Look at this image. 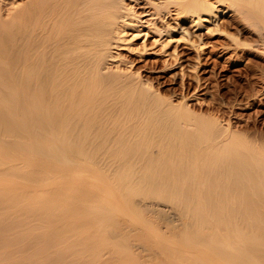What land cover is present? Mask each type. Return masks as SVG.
<instances>
[{"label":"bare ground","instance_id":"6f19581e","mask_svg":"<svg viewBox=\"0 0 264 264\" xmlns=\"http://www.w3.org/2000/svg\"><path fill=\"white\" fill-rule=\"evenodd\" d=\"M20 1L0 0V264H264V148L115 52L146 18L194 35L225 10L264 49V0Z\"/></svg>","mask_w":264,"mask_h":264},{"label":"rangeland","instance_id":"374dc122","mask_svg":"<svg viewBox=\"0 0 264 264\" xmlns=\"http://www.w3.org/2000/svg\"><path fill=\"white\" fill-rule=\"evenodd\" d=\"M5 1L8 3L1 4L8 7L1 5L5 8L3 12L12 7V2L16 6L17 2L21 3L20 0ZM188 19L184 27L194 35L160 36L145 19L137 28L127 30L125 44L115 51L121 68L136 73L165 100L174 105L185 103L200 117L217 119L223 127L228 126L264 148V49L257 44L256 35H249L255 30L227 10L223 16L219 15L218 26L205 22L195 27L192 18ZM102 155L101 151H95L87 167L81 168V175L90 176L96 182L92 176H100ZM157 201L162 205L161 214H168L169 220L177 224L176 216L170 212L173 203L163 195Z\"/></svg>","mask_w":264,"mask_h":264}]
</instances>
